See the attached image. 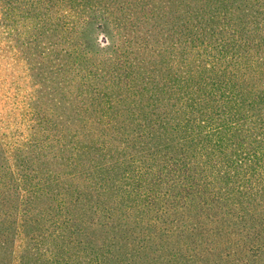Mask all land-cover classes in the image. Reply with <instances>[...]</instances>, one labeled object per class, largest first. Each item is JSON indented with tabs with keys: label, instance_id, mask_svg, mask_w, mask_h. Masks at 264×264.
I'll return each instance as SVG.
<instances>
[{
	"label": "trees",
	"instance_id": "16d2710c",
	"mask_svg": "<svg viewBox=\"0 0 264 264\" xmlns=\"http://www.w3.org/2000/svg\"><path fill=\"white\" fill-rule=\"evenodd\" d=\"M0 14V264H264V0Z\"/></svg>",
	"mask_w": 264,
	"mask_h": 264
},
{
	"label": "rangeland",
	"instance_id": "374dc122",
	"mask_svg": "<svg viewBox=\"0 0 264 264\" xmlns=\"http://www.w3.org/2000/svg\"><path fill=\"white\" fill-rule=\"evenodd\" d=\"M22 19H23V13H20L19 15H17L16 18L13 17V19L5 20V22L3 20V22L8 23V26H9V24L16 23L20 27ZM0 20H1V14H0ZM3 22L0 21V62L2 65H4L7 62V60H9V59L11 60V58H12V61L14 60L15 62L20 64L19 69L21 71H24L25 60L22 58L23 53L19 52V55L15 54V52L17 50H15V52H14V49H13L14 46L12 47V45H13L12 40H14V39L11 38V36H10L11 34L9 35L8 30H6L4 28V26L2 25ZM109 39L110 38L106 33L100 34V42L102 45L105 46L109 42ZM7 47L9 49V51L7 50ZM25 73H26V70H25ZM6 78L7 79L10 78L9 72H7L6 76H5V71L0 68V87L3 83V90H4L5 94L10 95L12 93L13 88H15V85H14V83H11V88H8L4 83V79H6ZM0 131H1V128H0ZM9 135H13V130H11V133H9ZM11 137L16 139V137H18V135L11 136Z\"/></svg>",
	"mask_w": 264,
	"mask_h": 264
}]
</instances>
